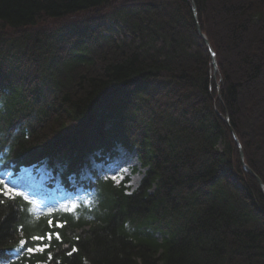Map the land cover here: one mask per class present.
<instances>
[{"label":"trees","instance_id":"trees-1","mask_svg":"<svg viewBox=\"0 0 264 264\" xmlns=\"http://www.w3.org/2000/svg\"><path fill=\"white\" fill-rule=\"evenodd\" d=\"M193 2L215 76L192 0H0V175L46 161L90 199L0 196V260L25 241L48 247L10 264H264V189L231 131L264 185V0ZM119 147L135 190L80 181Z\"/></svg>","mask_w":264,"mask_h":264},{"label":"rangeland","instance_id":"rangeland-1","mask_svg":"<svg viewBox=\"0 0 264 264\" xmlns=\"http://www.w3.org/2000/svg\"><path fill=\"white\" fill-rule=\"evenodd\" d=\"M215 74L214 70V76ZM144 171L135 152H129L119 147L114 154L105 155L97 152L90 155L82 168L80 181L83 182L88 179L95 181L97 178H102L112 179L119 184L129 178L128 186L131 190H135L140 184ZM52 178L53 170L48 167L46 161L38 167H24L16 174L9 172L0 176L4 183V192H8V189H11V196H17V193L19 195L23 194L26 199L36 201L43 207L59 204L63 209L73 211L79 207L81 200H85L86 203L90 202L88 191L81 188L68 194L64 193L61 186H54L53 190L50 189L49 182L52 181ZM48 195L49 197H46ZM37 252L39 251L29 253L25 243L23 246L20 244V246L8 253L9 256L7 258L1 259L0 264H10L24 255Z\"/></svg>","mask_w":264,"mask_h":264},{"label":"water","instance_id":"water-1","mask_svg":"<svg viewBox=\"0 0 264 264\" xmlns=\"http://www.w3.org/2000/svg\"><path fill=\"white\" fill-rule=\"evenodd\" d=\"M192 9H193V13H194V17H195L196 24H197V26H198L199 35H200V37L204 40L205 44H206L207 47H208L209 54H210V56H211L212 59H213V67H214V70H215V72H217V71H218V66H217V62H216V55H215V52H214V50L212 49V47H211V45H210V43H209L207 37L205 36V34L202 32V30H201L200 27H199V23H198V20H197V8H196V5H195V3L193 2V0H192ZM223 119H225V121L228 122V120H229V119H228V113H226V117L223 118ZM231 131H232V135H233L235 141L237 142V144H238V146H239L240 157H241V160H242V164H243L244 169H245L246 171L252 173V174L256 177V179L258 180V182H259L261 188L264 189V185H263V182L261 181V179H260V178H259V177H258L253 171H252V169H251V168L245 163V161H244V155H243V151H242V147H241V144H240V142H239V139H238V137H237L235 131H234L233 129H232Z\"/></svg>","mask_w":264,"mask_h":264},{"label":"snow or ice","instance_id":"snow-or-ice-1","mask_svg":"<svg viewBox=\"0 0 264 264\" xmlns=\"http://www.w3.org/2000/svg\"><path fill=\"white\" fill-rule=\"evenodd\" d=\"M114 179H115V177H114ZM0 183H3V181L2 180H0ZM11 189H8V192H3L2 190H0V196H8V198H14V196H11L10 195V193H11ZM16 195H19V193H17ZM3 201L2 200H0V203H2ZM49 224H50V226L52 225V222L51 221H49ZM56 227H63V225L62 224H57V225H55ZM56 236H57V239H59V234H56ZM52 238V234L51 233H49L48 234V239L50 240ZM33 240H43V237H33ZM24 243H25V241H21V245L23 246L24 245ZM48 247V245H44V246H39V245H37L35 248H33V247H29V248H27V251L29 252V253H33V252H35V251H39V252H44L45 251V249ZM73 251H76V249L74 248L73 249ZM72 253L70 252L69 253V255H71Z\"/></svg>","mask_w":264,"mask_h":264}]
</instances>
